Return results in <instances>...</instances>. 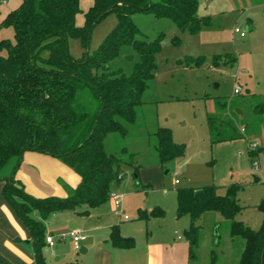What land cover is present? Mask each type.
Instances as JSON below:
<instances>
[{
  "label": "trees",
  "instance_id": "trees-1",
  "mask_svg": "<svg viewBox=\"0 0 264 264\" xmlns=\"http://www.w3.org/2000/svg\"><path fill=\"white\" fill-rule=\"evenodd\" d=\"M198 5L199 0H94L85 14V26L79 28L76 16L80 0H23L0 24V30L12 28L15 39L14 43L0 40V51L7 52L0 55V173L17 158L12 174L0 178V184H4L3 198L29 232L36 264H47L44 222L51 215L81 206L87 209L80 215H88L90 209L109 201L113 187L124 177L121 160L106 152L105 139L110 133H127L126 125L135 122L136 109L142 105L148 81L157 69L155 57L160 50L159 40L140 39L143 34L134 24L133 15L170 19L180 31L196 35L210 21L200 20ZM109 14H115L118 23L97 53L75 60L69 52V37L75 36L87 46L93 28ZM124 46L134 47L141 56L131 76L109 72L110 62ZM46 51L48 58L44 59ZM203 63L199 59L194 64ZM256 110L259 115L264 112L262 105ZM208 125L213 144L243 138L223 120L209 118ZM155 136L162 165L185 155V147L174 143L169 129L160 127ZM28 151L60 159L81 177V184L63 199L30 196L14 178ZM219 189L206 186L177 190V215L188 216L191 221L185 232L191 255L201 221L217 213L230 221L232 239L240 238L245 243L238 264H261L264 219L257 230L238 221L243 210L237 202L241 186L226 187L225 195H220ZM34 212L41 220L34 218ZM156 214L164 216L165 212L154 210L152 215ZM111 239L116 246L134 247V240L123 238L117 228Z\"/></svg>",
  "mask_w": 264,
  "mask_h": 264
},
{
  "label": "rangeland",
  "instance_id": "rangeland-1",
  "mask_svg": "<svg viewBox=\"0 0 264 264\" xmlns=\"http://www.w3.org/2000/svg\"><path fill=\"white\" fill-rule=\"evenodd\" d=\"M21 2L0 0V24ZM93 4L94 0H80L77 27L85 26V14ZM197 13L200 18L210 17V21L196 35L180 31L170 19L145 13L133 15L134 24L143 34L140 39L160 42L155 57L157 69L148 81L142 105L136 109L135 122L126 125L125 134L110 133L105 139V150L121 160L124 180L118 191L123 211L131 217L123 223L132 232L140 226L143 236L166 222L161 221L163 216L152 215L154 210H164L167 220L177 218L176 230L184 234L186 219L177 215L176 194L181 188L216 186L220 187L218 193L225 195L226 187L240 185L237 202L243 210L237 220L257 230L264 216L259 210L264 202V113L259 115L256 110L259 105L264 108V60L261 67L255 65V58L259 57L255 53L264 50V0H199ZM117 23V16L109 14L93 28L87 46L81 39L70 36V55L77 61L94 56ZM249 25L251 28L247 31ZM236 28L246 33V37L236 34ZM0 40L14 43L13 29H1ZM6 53L0 51L2 56ZM42 57L48 58V52ZM199 59L204 61L201 66L194 64ZM140 60V53L134 47L124 46L119 56L110 62L109 72L131 76ZM236 87H241V94H235ZM209 118L231 124L243 138L213 144ZM160 127L169 129L174 143L186 149L183 157L166 165L161 164L156 151L155 134ZM243 128L244 134L240 131ZM251 141L259 142L261 150L252 154ZM235 144H239L236 150ZM14 162L13 159L1 171L0 178L10 175ZM256 178L260 179L259 183ZM102 208L108 214L114 213L110 201ZM138 213H147L151 222L144 221L145 217L140 216V219ZM62 214L59 216L78 218L74 211ZM207 216L201 221L193 247L196 262L213 264L214 260V264H231L230 252L223 253L232 238L230 221L217 213ZM81 223L88 228L96 224L89 219H82ZM0 231L4 229L0 227ZM234 240V251H237L238 240L242 239ZM67 249L80 255L72 246L67 245ZM143 249L145 243L135 250L141 253Z\"/></svg>",
  "mask_w": 264,
  "mask_h": 264
},
{
  "label": "crops",
  "instance_id": "crops-1",
  "mask_svg": "<svg viewBox=\"0 0 264 264\" xmlns=\"http://www.w3.org/2000/svg\"><path fill=\"white\" fill-rule=\"evenodd\" d=\"M240 1L245 2L246 0ZM15 4H18V2H15ZM7 12L9 13V9ZM207 18L210 19V17H205L200 18V20H205ZM248 20L252 23V19L249 18ZM250 28V25L247 26V31L250 30ZM255 56H259L258 58H255L256 67H261V63L264 60V50L255 53ZM244 133H246V130ZM250 143H254V141L249 142V144ZM237 147H239V144H235L234 149L236 150ZM257 150H261L260 144ZM257 150H255V152H257ZM13 159L15 162L11 166L10 175L17 164V158ZM11 161L9 163H11ZM10 175L6 176L9 177ZM14 178L16 182L24 188L27 194L36 199H46L50 197L61 199L67 198L72 191H75L78 188L82 181L81 177L60 159L32 151H28L23 154L20 166L14 174ZM137 179L139 178L136 176V180ZM123 180L124 177L113 187L112 192L119 194L118 187ZM176 181H178V184H180L179 180H175V183ZM259 182L260 179L256 178V183ZM3 187L4 184L1 183L0 227H2L4 231H0V254L12 264H36L29 232L23 223L18 219L11 206L3 198ZM109 201L112 203L110 198ZM81 207L84 208L81 209ZM81 207L74 210L75 214L78 216L76 219L71 216H59L63 215L62 213L64 211H62L51 215L49 219L44 222L46 238L52 236L55 240V245L52 247L46 243L44 256L46 258L47 264L198 263L196 262L197 256L195 255L194 251L191 255V245L185 235L186 230L191 224L190 218L188 216L182 217L183 219H186L184 224L186 225V228L183 232L184 234H181L176 230L177 218L176 220L174 219L173 221H170L167 220V216L164 214L161 221L166 222L158 225V228L151 229L146 233L145 236H143V230H140V226H138L133 232L129 229H126L123 221H129L131 217L129 220H125V212L123 211L124 214L121 215L115 209L114 205L113 214H108L102 208V205L100 207L90 209V213L88 215H80V212H83L87 209L86 206ZM33 216L35 219L41 220L40 214L38 212H34ZM140 216L145 217L144 221L148 222V224L152 220L151 218H148L147 213L146 215L138 213V217L141 219ZM82 219H89V221L92 220L96 224L93 227H85L81 223ZM263 219L264 216L261 220L263 221ZM179 220L180 219H178V222ZM114 228L119 230L120 235L123 238H132L134 240V247L131 249H125L116 246L111 239V234ZM73 230H80L87 237V240L82 244L81 250L77 251L80 253V255L67 249V245L73 247L69 237H65L64 240L62 239L63 236H67V234ZM216 235H218V233H216ZM142 243H145V249H143L141 253L136 252L135 249L139 246V244ZM235 245V240L231 238V240L227 242V246L223 252H230L232 260H229V262H231V264L239 263L245 243L243 240H238L237 251H234ZM214 262L215 261L213 260V264Z\"/></svg>",
  "mask_w": 264,
  "mask_h": 264
},
{
  "label": "built area",
  "instance_id": "built-area-1",
  "mask_svg": "<svg viewBox=\"0 0 264 264\" xmlns=\"http://www.w3.org/2000/svg\"><path fill=\"white\" fill-rule=\"evenodd\" d=\"M235 33L236 34H240L241 37H245L246 36V33H244L240 28H236L235 29ZM242 92V89L241 87H236L235 89V94L236 95H239L241 94ZM241 132L244 133L245 132V129H241ZM259 148V143L257 142H254V143H250V149L255 151ZM176 184H178V181H176ZM110 200L112 201L115 209L121 214L123 215L124 212L122 210V197L120 196V194L118 193H115V192H111L110 194ZM125 220H129L130 217L125 215L124 216ZM65 237H69L71 239V242H72V245H73V248L75 251H80L81 248H82V244L87 240V237L84 235V233L80 230H73L71 232H69L67 234V236H63L62 239L64 240ZM46 243L49 245V246H54L55 245V240L52 236H49L46 238Z\"/></svg>",
  "mask_w": 264,
  "mask_h": 264
},
{
  "label": "water",
  "instance_id": "water-1",
  "mask_svg": "<svg viewBox=\"0 0 264 264\" xmlns=\"http://www.w3.org/2000/svg\"><path fill=\"white\" fill-rule=\"evenodd\" d=\"M131 60H134L133 57L130 58ZM241 114V112H239ZM260 212H262L264 214V202L262 203L261 207H260ZM0 262L2 264H10L7 260H5L4 258H2L0 256ZM261 264H264V248H263V251H262V256H261Z\"/></svg>",
  "mask_w": 264,
  "mask_h": 264
}]
</instances>
